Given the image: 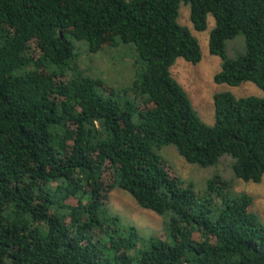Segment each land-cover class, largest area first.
Returning <instances> with one entry per match:
<instances>
[{
    "label": "trees",
    "instance_id": "16d2710c",
    "mask_svg": "<svg viewBox=\"0 0 264 264\" xmlns=\"http://www.w3.org/2000/svg\"><path fill=\"white\" fill-rule=\"evenodd\" d=\"M182 2L194 29L214 19V80L263 91L215 93L212 125L170 74L178 57L201 59L176 21ZM239 34L244 50L228 57L224 44ZM70 37L91 53L132 43L145 62L140 78L115 90L67 73ZM164 145L200 167L227 156L235 178L261 181L264 0H0V264H264L252 197L230 194L233 180L217 173L207 181L215 200L200 196L159 153ZM116 187L165 217L163 238L120 231L105 208Z\"/></svg>",
    "mask_w": 264,
    "mask_h": 264
},
{
    "label": "rangeland",
    "instance_id": "374dc122",
    "mask_svg": "<svg viewBox=\"0 0 264 264\" xmlns=\"http://www.w3.org/2000/svg\"><path fill=\"white\" fill-rule=\"evenodd\" d=\"M189 13V4L180 3L176 21L180 25L188 27L197 39L201 59L194 64L178 57L170 67V74L188 95L197 116L204 123L212 125L214 123L212 99L215 93L228 92L239 98L246 96L261 97L263 91L251 81L230 85L214 80L215 74L221 68V58L211 54L208 48L209 32L214 26V19L208 15L206 28L196 30L190 22ZM70 39L74 45L75 56L72 60L74 68L68 70L67 73L82 71L84 74L100 77L106 86L115 90L126 89L134 79L140 78L145 62L138 56L132 43L121 42L116 47L109 46L103 51L91 53L87 51V45L84 41L75 40L72 37ZM224 49L228 57H233L242 52L244 50L243 36L239 34L227 40ZM127 95L126 97H133L131 93ZM159 153L169 162L173 172L181 181L190 183L197 194L211 198L213 201L215 195L207 191V181L216 173L233 180L230 194L232 192L235 194L245 193L251 196L253 212L260 220H264V175L260 182L243 181L235 178L229 163L226 161L221 163L223 158H229L227 156H223L216 165L200 167L187 162L173 145L162 146ZM214 204L217 206V202ZM105 208L109 214L117 217V223L122 232L123 229L134 227L137 230L138 238L164 237L162 229L165 217L140 207L134 198L123 189L116 187L109 192ZM168 241L171 242V237H168Z\"/></svg>",
    "mask_w": 264,
    "mask_h": 264
},
{
    "label": "water",
    "instance_id": "95a60500",
    "mask_svg": "<svg viewBox=\"0 0 264 264\" xmlns=\"http://www.w3.org/2000/svg\"><path fill=\"white\" fill-rule=\"evenodd\" d=\"M61 34V33H60Z\"/></svg>",
    "mask_w": 264,
    "mask_h": 264
}]
</instances>
